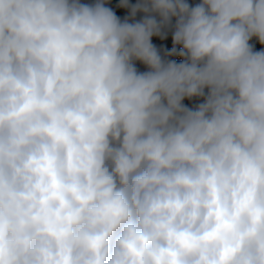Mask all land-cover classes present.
<instances>
[{"label": "clouds", "instance_id": "9594fccd", "mask_svg": "<svg viewBox=\"0 0 264 264\" xmlns=\"http://www.w3.org/2000/svg\"><path fill=\"white\" fill-rule=\"evenodd\" d=\"M106 2L0 0V264H264V0Z\"/></svg>", "mask_w": 264, "mask_h": 264}, {"label": "trees", "instance_id": "16d2710c", "mask_svg": "<svg viewBox=\"0 0 264 264\" xmlns=\"http://www.w3.org/2000/svg\"><path fill=\"white\" fill-rule=\"evenodd\" d=\"M138 2H140V0H127V6H124L123 0H107L105 6L111 8L122 22L127 19L129 23H134L141 21L145 15L143 12H137L134 17L132 16L131 7L136 5ZM185 2L188 3L190 7H195L201 3V0H185ZM80 3L92 5L96 3V0H80ZM156 18L159 21V17ZM175 23L176 18H172L170 25L162 28L160 36H153L152 43L153 45H156L155 47L162 59L166 61L174 60L177 63H181L183 62V57H180L179 55H168V53H170L174 47L172 43V36L175 30ZM250 43L254 46L255 51H260L262 48H264V46L260 45L255 38H253ZM175 47L177 52H179L182 46L176 45ZM134 64L138 72H146L149 70L146 65L139 61H135ZM206 95L207 89H205V96ZM203 102L204 97H193L192 99L186 98L183 101V104L190 109H195L200 103Z\"/></svg>", "mask_w": 264, "mask_h": 264}]
</instances>
